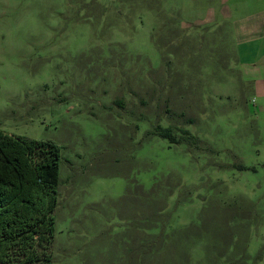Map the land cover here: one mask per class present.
<instances>
[{"label":"rangeland","instance_id":"374dc122","mask_svg":"<svg viewBox=\"0 0 264 264\" xmlns=\"http://www.w3.org/2000/svg\"><path fill=\"white\" fill-rule=\"evenodd\" d=\"M0 127L63 146L51 264H264V0H0Z\"/></svg>","mask_w":264,"mask_h":264},{"label":"trees","instance_id":"16d2710c","mask_svg":"<svg viewBox=\"0 0 264 264\" xmlns=\"http://www.w3.org/2000/svg\"><path fill=\"white\" fill-rule=\"evenodd\" d=\"M177 129L149 132L181 142ZM62 147L0 127V264H51Z\"/></svg>","mask_w":264,"mask_h":264}]
</instances>
